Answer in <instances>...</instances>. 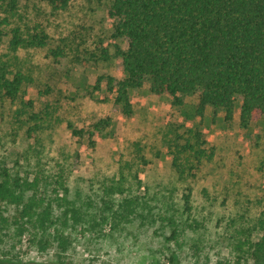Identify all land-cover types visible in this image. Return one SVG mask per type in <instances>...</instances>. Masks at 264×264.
<instances>
[{"label": "rangeland", "instance_id": "1", "mask_svg": "<svg viewBox=\"0 0 264 264\" xmlns=\"http://www.w3.org/2000/svg\"><path fill=\"white\" fill-rule=\"evenodd\" d=\"M18 5L3 25L0 62L32 76L33 84L0 108V170L37 179L43 194L57 193L60 203L66 198L93 214L104 209V200L117 204L140 198L149 207L139 208L144 216L123 228L77 225L61 262L56 249L40 252L28 243L31 228L21 239L11 225L4 233L14 239L0 232V258L47 264H226L237 232L255 229L264 219V116L242 126L236 103L235 121L226 123L224 112L211 107L199 115L197 95L186 96L177 107L170 96L152 94L149 84L130 91L133 114L126 116L114 109L116 93L106 83L95 89L100 77H124L116 50L127 45L114 37L112 1L72 0L64 11H54L45 0H19ZM38 31L48 36L45 47L11 48L15 32L27 39ZM54 50L63 51L59 67ZM47 111L49 128L36 142L27 134L30 115ZM106 118L110 125L96 131L95 124ZM70 126L83 130L84 137L74 136ZM192 134L201 136L195 147L203 157L188 180L179 181L171 145ZM61 172L67 195L55 193ZM110 186H121L123 194L110 195ZM188 193L190 214L184 210ZM6 209L11 222L20 218V208ZM172 218L202 227L181 231ZM176 228L177 240L172 239ZM259 237L254 232L253 240Z\"/></svg>", "mask_w": 264, "mask_h": 264}, {"label": "trees", "instance_id": "2", "mask_svg": "<svg viewBox=\"0 0 264 264\" xmlns=\"http://www.w3.org/2000/svg\"><path fill=\"white\" fill-rule=\"evenodd\" d=\"M45 1L54 11H64L72 0ZM111 1L109 16L114 20V37L127 45L126 49L116 50L124 77L122 80L100 77L95 89L104 82L109 91L116 93L115 110L121 109L126 116H131L130 91L149 84L152 94L170 96L172 105L177 107L184 105L186 96L197 95L199 115L211 107L214 111L224 112L226 123H234L236 103H240L242 126L264 116V0ZM18 4L19 0H0V10L5 15L0 18V38L5 35L3 25L17 12ZM47 41L48 36L43 31L27 39L15 32L10 45L14 50L20 46L42 48ZM52 57L59 67L63 51H52ZM32 84V76L14 70L11 63L0 62V108L6 101H17L23 89ZM48 116V111L45 115H30L27 130L30 139L38 142L40 134L48 130ZM110 121V118L100 120L94 129L104 130ZM71 129L74 136L84 137L83 130ZM200 138V134H192L184 143L171 145L172 170L179 181H187L201 163L203 152L195 147ZM55 183L58 187L55 193L62 191L67 195L69 188L62 172ZM106 191L110 195L123 194L121 186H110ZM45 193L37 179L13 177L8 170L1 169L0 232L14 239L4 230L15 225L18 230L15 234L22 239L31 228L28 243L40 252L56 249L59 259L72 245L70 232L82 222L87 221L91 227L112 224L114 228H123L144 216L139 208L149 207V203L140 198H125L117 204H108L104 200V209L93 214L66 198L61 199L64 204L60 203L57 193L55 197ZM9 206L21 209L20 218L14 222L6 216ZM184 207L186 213L192 212L190 193L184 195ZM169 220L173 225L183 227L181 231L196 232L202 227L197 221L177 224L174 218ZM256 231L260 237L254 241ZM237 233L238 238L233 237L232 241L233 254L226 264H264V219L255 229ZM179 236V228H176L172 239L177 240ZM171 262H174L173 258ZM0 264L47 263L4 257L0 258Z\"/></svg>", "mask_w": 264, "mask_h": 264}]
</instances>
